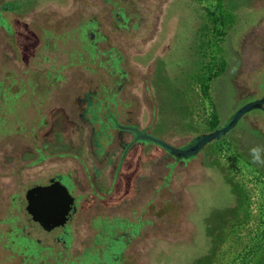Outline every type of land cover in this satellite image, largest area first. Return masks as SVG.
I'll return each instance as SVG.
<instances>
[{
	"label": "flooded vegetation",
	"instance_id": "af4514ba",
	"mask_svg": "<svg viewBox=\"0 0 264 264\" xmlns=\"http://www.w3.org/2000/svg\"><path fill=\"white\" fill-rule=\"evenodd\" d=\"M179 5L0 0V264H157L156 240L190 225L213 141L178 153L203 134L170 75Z\"/></svg>",
	"mask_w": 264,
	"mask_h": 264
},
{
	"label": "rangeland",
	"instance_id": "374dc122",
	"mask_svg": "<svg viewBox=\"0 0 264 264\" xmlns=\"http://www.w3.org/2000/svg\"><path fill=\"white\" fill-rule=\"evenodd\" d=\"M217 1L216 10L210 0L203 1L218 12L212 25V15L196 0H185L187 9L179 5L177 10L184 24L173 37L172 50L178 49L173 50L176 63L170 75L186 102L183 121L195 134L205 133L213 119L221 125L237 105L260 98L264 89V0ZM198 23L203 24L202 37L196 36ZM186 33L187 51L182 40ZM258 112H246L244 120L201 150L193 183L185 189L190 225L183 231L177 225L172 234L156 240L164 248V254L156 255L157 264H264V167L252 165L249 156L251 147H264V114ZM221 146L240 160L229 151L220 157ZM244 164L253 171L259 209L252 204L249 210L240 180L232 173L236 166L248 171Z\"/></svg>",
	"mask_w": 264,
	"mask_h": 264
},
{
	"label": "water",
	"instance_id": "95a60500",
	"mask_svg": "<svg viewBox=\"0 0 264 264\" xmlns=\"http://www.w3.org/2000/svg\"><path fill=\"white\" fill-rule=\"evenodd\" d=\"M261 110L264 112V89L262 96L258 99H254L248 102H245L241 106H239L231 115L230 117L220 126H217L213 130L203 133L200 136H198L195 140L194 145L191 148H188L187 150H183L178 152L179 154L184 155H191L197 152L202 146L205 144L218 140L221 138L224 134H226L229 130H231L237 123V121L240 119V117L245 114L246 112L250 110ZM152 141L164 145L159 141L158 139H152ZM166 147V145H164ZM166 148L174 151L172 148L167 146Z\"/></svg>",
	"mask_w": 264,
	"mask_h": 264
},
{
	"label": "built area",
	"instance_id": "2783aa9c",
	"mask_svg": "<svg viewBox=\"0 0 264 264\" xmlns=\"http://www.w3.org/2000/svg\"><path fill=\"white\" fill-rule=\"evenodd\" d=\"M228 151L232 155H234V153L228 148V146H225V147L221 146L217 149V152H219L218 155H220V157H221L222 152H224L226 155V153ZM235 157H237V156H235ZM224 158H225V156H224ZM224 158H222V159L225 160ZM227 161L235 163V164H239L235 161L234 158L233 159L229 158V159H227ZM248 165L244 164V168H247L248 171H243L240 168H238V166H236L235 169L232 168V173L240 180L239 183H240L242 189L244 190L246 200H247V205H248L249 210H250L252 204L257 205V203L255 202L257 189H256V180L251 174V172H253V171L249 168L250 165L249 166ZM257 209H259L258 205H257Z\"/></svg>",
	"mask_w": 264,
	"mask_h": 264
},
{
	"label": "clouds",
	"instance_id": "9594fccd",
	"mask_svg": "<svg viewBox=\"0 0 264 264\" xmlns=\"http://www.w3.org/2000/svg\"><path fill=\"white\" fill-rule=\"evenodd\" d=\"M250 162L252 165L264 167V147L259 145L249 149Z\"/></svg>",
	"mask_w": 264,
	"mask_h": 264
},
{
	"label": "trees",
	"instance_id": "16d2710c",
	"mask_svg": "<svg viewBox=\"0 0 264 264\" xmlns=\"http://www.w3.org/2000/svg\"><path fill=\"white\" fill-rule=\"evenodd\" d=\"M219 70H222V66L219 68ZM216 127V120H212L208 122V130H211Z\"/></svg>",
	"mask_w": 264,
	"mask_h": 264
}]
</instances>
